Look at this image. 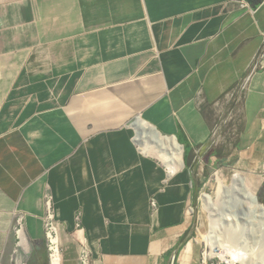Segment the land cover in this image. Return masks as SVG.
I'll list each match as a JSON object with an SVG mask.
<instances>
[{"label": "crops", "instance_id": "0c3cea01", "mask_svg": "<svg viewBox=\"0 0 264 264\" xmlns=\"http://www.w3.org/2000/svg\"><path fill=\"white\" fill-rule=\"evenodd\" d=\"M263 44L264 0H0V264L16 212L38 255L47 192L61 264L84 241L94 264H180L208 171L236 155L264 186Z\"/></svg>", "mask_w": 264, "mask_h": 264}, {"label": "rangeland", "instance_id": "374dc122", "mask_svg": "<svg viewBox=\"0 0 264 264\" xmlns=\"http://www.w3.org/2000/svg\"><path fill=\"white\" fill-rule=\"evenodd\" d=\"M261 57L264 58V44L259 52V55L254 59V62H257ZM254 64V63H253ZM235 103V104H234ZM241 96L238 94H234L232 98L230 97L229 101L223 100L221 102L223 107V113L220 115L213 117L215 119V126L222 125L223 119L228 114L232 105L237 107V111L240 107ZM235 109V108H234ZM236 111V112H237ZM218 128V129H219ZM215 167L214 170L208 171L206 178L203 179V190L198 194L195 205L190 209V214L194 218V227H193V235L191 240L188 243L192 245V251L188 259L183 262L182 256L187 255L185 252L186 244L179 255V263L180 264H231L222 257L225 255H230L232 253H242L245 255L246 264H264V239L260 236L261 233L255 231L256 224H258L257 219L253 217V219H249L245 214V217L249 219L244 226V219L242 212H237L233 208L232 205H227V209L225 206V210L213 216L208 212L203 206L201 195L207 194L214 201L217 200V194L222 184H230L232 176L236 173L242 174L246 176V178L252 181H259L258 175L248 172L243 169V167L237 164V156L234 155L230 162L223 163L221 162L218 166ZM221 183V184H220ZM264 186L259 185L256 190V197L258 203L264 207ZM262 200V201H261ZM261 201V202H260ZM224 208V205L221 206ZM231 212V213H230ZM22 213V212H21ZM235 214V216L232 215ZM23 214V213H22ZM231 214V215H230ZM228 216V217H227ZM235 217V218H234ZM13 220V249L7 254V264H31V244H29L27 235V241L29 244V252L26 254L21 247H19V242L17 239V235L15 234L14 228L17 226L18 217H14ZM231 222H230V221ZM253 220L251 223L250 221ZM213 224V225H212ZM243 224V225H241ZM257 232V233H254ZM233 232V233H232ZM25 233V230H24ZM199 235H209L215 236L216 238H212L209 243L206 240H200ZM46 239L44 237V247L48 252ZM212 245V246H211ZM49 255V253H48ZM188 256V255H187ZM18 261V262H17ZM79 262V261H78ZM241 264V263H235Z\"/></svg>", "mask_w": 264, "mask_h": 264}, {"label": "bare ground", "instance_id": "6f19581e", "mask_svg": "<svg viewBox=\"0 0 264 264\" xmlns=\"http://www.w3.org/2000/svg\"><path fill=\"white\" fill-rule=\"evenodd\" d=\"M146 127L148 129L149 126ZM154 131L151 130L148 135L150 136V138H152V140L158 146V148L157 147L149 148L147 147L148 146L147 145V146H142V150L145 152L147 151V149L153 150L155 156L159 157L163 163L169 166L171 171H174L177 166L182 164L183 150L180 146H178L175 143L173 139L162 138L158 136L157 133ZM252 180L246 178V176H243L242 174L236 173L232 176L231 183L229 185L222 184L220 186V189L219 188L217 189L219 190L217 194V200L214 201L207 194H202L201 200L204 208L208 210V212L211 213L212 215L214 214L213 216H216L217 214L222 212L223 209L225 210L226 204L227 205L229 204L232 205L231 208L235 210L232 212H235V214L240 211L242 212L244 217L245 214L249 219H253L254 217L258 221V224H256L255 227V231L261 233L260 236L264 239V207L258 203V200H256L257 197L255 195L259 181L257 182ZM222 205H224V208H221ZM235 214L232 213V215L236 217ZM248 218L245 217L243 223L244 226L245 224H248L247 223L249 221ZM252 221L253 220H251L250 223ZM255 231L254 233H257ZM17 236L20 241L19 247H21L22 250L27 254L30 249L24 230L20 231L17 234ZM199 236H200V240L202 241L206 240L209 243L211 242L213 237L216 238L215 236H209V235L207 236L199 235ZM222 258L231 264H235V263L246 264L245 255L242 253H238V252L232 253L230 255H225ZM50 260H51L50 264H61V257L58 250L56 249L54 250Z\"/></svg>", "mask_w": 264, "mask_h": 264}, {"label": "built area", "instance_id": "2783aa9c", "mask_svg": "<svg viewBox=\"0 0 264 264\" xmlns=\"http://www.w3.org/2000/svg\"><path fill=\"white\" fill-rule=\"evenodd\" d=\"M44 217L42 219L43 222V230L44 236L46 239V245L49 253V257L52 256L54 250H58L60 254V248L58 243V226L56 220V212L54 209L53 196L50 192H47L44 195ZM150 206V217L153 221H156L159 213V205L157 201L153 198L149 200ZM16 217H18L17 226L14 228L15 234L17 235L20 231L25 230L24 227V214L21 212H16ZM75 225L76 229L81 231V212H77L75 215ZM18 239V236H17ZM19 241V239H18ZM81 248L78 255L79 264H94V261L91 257L90 249L86 242H81Z\"/></svg>", "mask_w": 264, "mask_h": 264}, {"label": "trees", "instance_id": "16d2710c", "mask_svg": "<svg viewBox=\"0 0 264 264\" xmlns=\"http://www.w3.org/2000/svg\"><path fill=\"white\" fill-rule=\"evenodd\" d=\"M45 252H46V248L44 247V243L41 246H39V248H36V250H35V254L36 255L38 254L37 256H41L42 257V261L45 259L44 258L45 255H46ZM37 256H36V258H34V254H33V257H31V262H30L31 264H37L38 261H41L40 259L37 258Z\"/></svg>", "mask_w": 264, "mask_h": 264}, {"label": "water", "instance_id": "95a60500", "mask_svg": "<svg viewBox=\"0 0 264 264\" xmlns=\"http://www.w3.org/2000/svg\"><path fill=\"white\" fill-rule=\"evenodd\" d=\"M175 142H176V144L178 145V146H180L178 143H177V141L175 140ZM181 148H182V150H183V147L182 146H180ZM257 200V199H256ZM51 259V257H49V261H51L50 260Z\"/></svg>", "mask_w": 264, "mask_h": 264}]
</instances>
